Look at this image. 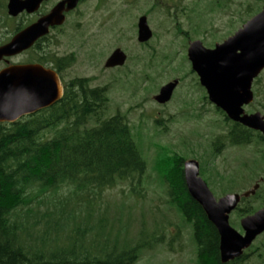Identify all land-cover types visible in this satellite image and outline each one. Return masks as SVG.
<instances>
[{
	"label": "trees",
	"instance_id": "16d2710c",
	"mask_svg": "<svg viewBox=\"0 0 264 264\" xmlns=\"http://www.w3.org/2000/svg\"><path fill=\"white\" fill-rule=\"evenodd\" d=\"M253 90L249 109L262 112L263 76L254 81ZM227 120L229 143L255 144L261 155L253 161L256 166L264 163V135ZM216 136L208 162L200 161L201 176L219 153L222 139ZM134 138L125 115L109 113L106 89L91 86L87 78L68 80L53 105L14 122H0V264H135L145 250L159 244L182 250L179 226L167 239L158 227L150 234L141 227L132 236L127 228L122 237V229L116 228L121 217L110 219L103 209V192L117 183L129 181L133 192L141 194L147 162ZM183 161L174 152L161 178L166 202L191 227L195 264H246L249 256L261 258L264 243L221 262L218 231L188 193ZM259 177V188L241 199L235 219L264 205V175ZM226 182L232 183V176ZM253 198L262 202L252 203Z\"/></svg>",
	"mask_w": 264,
	"mask_h": 264
},
{
	"label": "rangeland",
	"instance_id": "374dc122",
	"mask_svg": "<svg viewBox=\"0 0 264 264\" xmlns=\"http://www.w3.org/2000/svg\"><path fill=\"white\" fill-rule=\"evenodd\" d=\"M141 1L143 0L126 1L125 3L122 1L125 18L123 25L120 23L117 26L115 33L107 32L105 25L96 23L98 20H103L104 12L98 9L102 6L95 5L94 10H91L95 20L92 32L89 37L83 35L84 42H79L77 47L70 48V51L75 49L77 54L69 78L73 75L88 76L92 85L107 87L110 98L109 113L120 112L125 115L136 138L134 139L146 158L147 167L142 176L141 194L133 192L129 181L117 183L103 192L104 203L102 205L103 209L107 210V216L110 219L116 215L121 217V222L116 224V228L122 229V237L126 236L127 228L128 235L132 236L141 227L149 234L155 232L158 227L167 239L176 232L177 226L180 227L181 241L184 244L182 250L170 251L165 245L159 244L153 249L145 250L135 264H195L194 245L190 237L191 227L182 223L177 211L166 202L165 185L161 174L174 152L181 154L184 160L195 158L199 162L201 160L208 162L211 156V143L219 132L220 117L203 112L198 94L201 91L197 86L192 85L190 79L192 76L185 78L181 76L183 71L189 69V67L183 69L182 53H185L186 49L183 48L181 38L175 37L172 31H162L161 27L159 29L156 25L150 48L147 46L137 48L136 35L134 38L129 37V40L119 36V30L124 35L128 34L131 19L135 22L138 15L144 12L145 9L140 6ZM3 2L4 0H0V3L3 4ZM91 2L95 4L97 0H91ZM183 3L187 9H190V12L196 7L202 9L200 14L195 15L194 21L204 23V25L196 26L191 33L207 46L211 42L221 41L232 34L253 16L259 7L261 9L264 0H183ZM162 5L165 7L166 4ZM161 8L163 7L159 5L154 8L153 12H160ZM4 12L0 8V35H6L7 30H11L14 26L9 18H6ZM154 15L157 17V13ZM194 21L189 23L193 24ZM123 26H125V32ZM80 27L88 30L89 26L83 22ZM107 37L109 43H100ZM114 43H126L130 54L127 64L122 69L101 73L96 66H91L90 61L93 59L94 62H99L102 57L105 59L106 54L113 49ZM63 47L66 48L68 45ZM179 47L182 51L174 59L172 53ZM136 48L139 54L147 52L148 55L143 56L139 64L142 68L141 72L135 74L132 71L133 74H131L129 70L134 65ZM107 49H109L108 53H106ZM153 51L154 54L150 56ZM2 66L3 63L0 62V68ZM259 76L264 77V71ZM175 77H181L182 81L175 94L184 90L189 92V96L184 100L173 98L164 108H159L153 103L152 96L159 92L162 85ZM209 108L210 106L207 105L206 109ZM256 110L261 111V109ZM262 113H264L263 109ZM169 114L173 116L169 121L163 120L165 128L162 127L164 125L157 124L158 118H167ZM260 155L255 144L229 146L222 152L220 151L209 165L205 164L204 169L208 168V170L202 177L209 180L210 189L216 197L224 193H241L258 181L260 175H264V163L261 162L260 166L259 164L256 166L253 161L254 157H260ZM228 176H232V183L226 182ZM222 177L225 179L222 180ZM260 202H262L261 198H253L252 203ZM95 219L93 216L90 222L94 224ZM233 219H235L234 212L229 216L230 224L241 231L237 223L239 218L231 222ZM127 223H129L128 227ZM92 237L93 235H88V238ZM262 243H264V233L258 236L248 249L253 250ZM261 252H263L261 258L255 256L250 258L249 256L246 264H264V251L261 250Z\"/></svg>",
	"mask_w": 264,
	"mask_h": 264
},
{
	"label": "water",
	"instance_id": "95a60500",
	"mask_svg": "<svg viewBox=\"0 0 264 264\" xmlns=\"http://www.w3.org/2000/svg\"><path fill=\"white\" fill-rule=\"evenodd\" d=\"M41 0H8L9 15H16L27 8L32 11ZM67 8L76 0H65ZM58 3L47 15L15 33L0 45V60L28 49L45 34L50 24L63 20V3ZM151 31L146 17L139 20L138 40L147 41ZM192 70L206 89L210 102L227 117L264 135V115L260 111L247 113L244 106L253 101L252 83L264 70V3L261 9L248 18L232 34L214 46L207 47L200 40H193L187 48ZM125 53L117 48L107 58L106 66L122 65ZM177 79L162 85L154 99L168 101ZM62 96V85L57 74L39 64H11L0 69V122H14L21 117L47 108ZM183 176L190 196L202 207L208 220L219 234V252L222 263L242 255L257 235L264 232V207L240 219L243 232L229 222V214L241 197L253 195L259 186L256 182L242 193H226L215 197L206 181L199 174V161H183ZM261 180V179H260Z\"/></svg>",
	"mask_w": 264,
	"mask_h": 264
},
{
	"label": "flooded vegetation",
	"instance_id": "af4514ba",
	"mask_svg": "<svg viewBox=\"0 0 264 264\" xmlns=\"http://www.w3.org/2000/svg\"><path fill=\"white\" fill-rule=\"evenodd\" d=\"M64 1L65 0H41L38 3V5L34 9H32V11H28L27 8H24L21 11H19L16 15H9L8 9H7L8 0H4L2 9L3 11H5L4 14L6 18H9V20L14 26L11 30H7L8 32L6 35H0V45L9 41L10 38L15 33L20 31L24 27L36 22L39 18L47 15L58 3H61ZM122 1L125 3L126 1L132 2L134 0H97V3L95 4L91 2V0H76V5L71 8H67V2H64L63 9H62V14L64 17H63L62 22L59 24H50L48 26L47 32L39 36L28 49L22 51L19 54L10 56V57H3L0 60V62L3 63V66L1 68L7 65H11V64H39L47 69H51L57 74L61 82L62 96H63L68 80L72 78H87L88 79V76H78V75H73V77L69 78L70 71L73 70L72 67H73L74 62L76 61V54H77V51L75 49L73 51H70V48L73 46L77 47L79 42H84L85 41L84 36L88 35L89 37V34L92 32L95 20L93 18V12L91 10L92 9L94 10L95 5L102 6V7H99L98 9H102L104 12L103 20H98L96 23L105 25L106 27L105 30L107 32L111 31L112 33H115V31L117 30V26H119L120 23L123 25L124 18H125V12H124L125 10H123ZM162 4H166L165 7ZM159 5L163 7L161 8L162 11L160 12L157 11L154 13L153 12L154 8ZM140 6L145 10L144 12H141L138 15L135 22L133 21V19H131L129 23L131 26L130 28L131 30L130 29L128 30L127 32L128 34L124 35V33L121 32L119 28L118 30H119L120 35L119 34L118 35L124 38L125 40L127 39L129 40V37L134 38L136 35V40H137L136 47L137 48L142 47V46H147L148 48H150V46H152L150 45V43L154 39L153 30H154L155 25L159 29L161 27L162 31H172L175 37L181 38L183 48L186 49L185 53H182L183 54L182 57L185 62V64L183 62V65H184L183 69H186V67L187 68L189 67V69L183 71L181 76L184 78L189 75L190 77L192 76L190 78L193 83L192 85L197 86L199 91H201L198 94L200 97L199 98L200 107L203 106L202 108L203 112L209 113V114L211 113V114H214L220 117L219 118L220 126H219L218 135L219 137H221L222 142L220 145L221 147H219V152L220 151L222 152L224 148L233 146L232 144L229 143V140L227 138L229 128L231 127L228 120L226 121V118H228L227 115L224 113V111H222L215 104L209 101L207 97L206 89L200 84L199 78L197 74L192 70L191 63L187 56V48L190 42H192L193 40H200L203 43L201 39L197 38L193 33H191L192 29H194L196 26L201 27L204 25V23H201V22L196 23L194 21L195 15L200 14L202 9L200 7H196L194 8L192 12H190V9L189 8L187 9V6L183 3V0H159V1L158 0H143L141 1ZM156 13H157V17L154 15ZM130 14H132V12H130ZM142 16L146 17L147 25L151 31L150 38L145 42H140L138 40L139 20ZM185 16H187V18H185ZM191 21H194L195 23L190 24L189 22ZM83 22L85 23V25L89 26L88 30H83L82 29L83 27L82 28L80 27L81 23ZM123 31L125 32V26H123ZM105 42L109 43L108 37L104 38V41L102 40L100 43H105ZM216 42H220V41H215L214 43L211 42L209 44L206 43L207 47L214 46ZM64 45H68V47L64 48L63 47ZM117 48L121 49L126 55L124 63L122 65L106 66L105 63H106L107 58ZM137 48L136 50H134V52H136L134 56L135 58L134 65H133L134 69L131 68L129 70L131 74H133V72L135 74L137 72H141L142 68H141V65L139 64L143 60V56L145 57L146 55H148L147 52L144 54L142 53L139 54V50ZM181 51L182 49L181 47H179L178 49H176V51L172 53L173 54L172 57L176 59V56H178L181 53ZM108 52H109V49L106 50V53ZM153 54H154V51L151 52L150 56ZM129 56L130 54H129L128 47L126 46V43H122V44L114 43L113 49L110 51V53L106 54L105 59H103L102 57V59L99 62H94L93 59L90 62L92 64L91 66H96L99 72L105 73V72L119 70L125 67ZM174 79H177V84L175 88L173 89L172 95L168 101L164 103H160L156 101L154 99V96L158 92L152 96L153 103L159 108H164L166 105H168L172 101L173 98L184 100L185 97L189 96V92H185L184 90H182V92L180 93L175 94L176 90L179 88L182 81H181V77H175ZM88 82L90 83L91 86H98V85H92L89 79H88ZM100 87L106 89V92L109 98L107 87L106 86H100ZM109 101H110V98H109ZM207 105L210 106L208 110L206 109ZM244 108L247 113L258 111L256 109H249V105L244 106ZM27 115H30V114H27ZM172 116L173 114H169L168 116H166L167 118H158L156 122L158 125H164L162 127L165 128V123L163 122V120L169 121ZM229 120L232 122H235L231 119ZM247 128L251 129L249 127ZM251 130H254V129H251ZM248 145H253V144H248ZM261 235H258V236H261Z\"/></svg>",
	"mask_w": 264,
	"mask_h": 264
},
{
	"label": "bare ground",
	"instance_id": "6f19581e",
	"mask_svg": "<svg viewBox=\"0 0 264 264\" xmlns=\"http://www.w3.org/2000/svg\"><path fill=\"white\" fill-rule=\"evenodd\" d=\"M56 103V102H55ZM53 105V104H52Z\"/></svg>",
	"mask_w": 264,
	"mask_h": 264
}]
</instances>
